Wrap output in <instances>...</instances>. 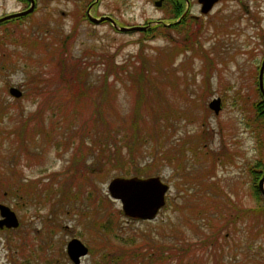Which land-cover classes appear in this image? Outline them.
Here are the masks:
<instances>
[{
  "label": "rangeland",
  "instance_id": "1",
  "mask_svg": "<svg viewBox=\"0 0 264 264\" xmlns=\"http://www.w3.org/2000/svg\"><path fill=\"white\" fill-rule=\"evenodd\" d=\"M34 2L18 23L13 15L30 0H0V18L10 16L0 20V203L19 220L0 229V264H73V237L88 248L78 264H264V201L254 187L264 126L251 107L263 102L264 0H219L189 34L207 58L183 50L163 71L183 33L149 34L174 20L172 5ZM87 13L144 28L121 32ZM218 97L215 113L208 104ZM105 140L115 153L107 158L92 147ZM132 176L168 185L155 218L130 219L109 195L114 177Z\"/></svg>",
  "mask_w": 264,
  "mask_h": 264
},
{
  "label": "water",
  "instance_id": "2",
  "mask_svg": "<svg viewBox=\"0 0 264 264\" xmlns=\"http://www.w3.org/2000/svg\"><path fill=\"white\" fill-rule=\"evenodd\" d=\"M202 3V12H207L217 0H199ZM160 0L155 2L156 6H160ZM34 0H30V6L24 11L14 14L13 16H23L30 13L34 9ZM4 16L1 19L8 18ZM90 22L99 24L103 21H109L114 29L121 32H132L141 30L143 26H118L110 16L94 17L87 13ZM263 71H264V56L261 60L258 72V85L264 102L263 88ZM9 93L14 97H19L21 91L16 87H11ZM209 108L215 113L221 109L220 98H213L209 104ZM258 190L260 191L264 201V174L258 180ZM107 190L109 195L120 201L123 214L133 220L138 219H153L158 211L165 203V194L168 190V185L163 183L158 176L148 177H114L108 184ZM19 225V220L15 212L7 205L0 203V228H15ZM67 254L70 259L78 264L80 258L87 254V246L78 238H71L66 245Z\"/></svg>",
  "mask_w": 264,
  "mask_h": 264
},
{
  "label": "trees",
  "instance_id": "3",
  "mask_svg": "<svg viewBox=\"0 0 264 264\" xmlns=\"http://www.w3.org/2000/svg\"><path fill=\"white\" fill-rule=\"evenodd\" d=\"M170 9H171V7H170ZM174 11V10H173ZM175 13H176V11H174ZM28 15H25V16H19L18 18H16L17 20H18V23L19 22H21L24 18H26ZM171 28H173V29H176V28H179V30L183 33V36L181 37L182 38V43L181 44H179L178 46H176V48H172V51H171V54H167V56H166V59L164 60V62H163V66L161 65V68H162V71L164 70V67H167L172 61H171V55H174L175 53L177 54V52H183V50H191L192 51V53L193 54H195V55H199L202 59H206L207 58V53L203 50L204 48L201 46V45H199V46H197L195 43V41L197 40V35L195 36V37H193V38H188V39H185V29L184 28H182L181 27V23H172L170 26H166V25H164L163 27L162 26H160V27H156L155 29H153V31L149 34L150 36L149 37H152V38H155L156 37V35H162V36H166V38H168L169 39V41H172V39L173 38H171V37H169V35H168V33H167V31L169 30V29H171ZM195 31V30H194ZM196 40H195V39ZM190 41V42H188L187 43V41ZM193 41V42H192ZM190 43V44H189ZM182 50V51H181ZM171 61V62H170ZM259 68V67H258ZM207 70H208V68H207ZM144 102H142V104H143ZM98 106H100V105H98ZM251 107H252V109H253V118H254V120L255 121H258V125H256V127H263L264 126V104H263V102H262V100H260V101H258V102H253V103H251ZM155 109V108H154ZM154 109H153V113H151L152 115H154V114H159V113H155V111H154ZM133 116L132 117H134V118H136L137 117V115H138V113H140V107H139V102L138 103H136V105H135V108H134V110H133ZM151 118H153V116L151 117ZM154 119V118H153ZM136 124V122L135 123H132L131 125H130V127L131 128H133L134 127V125ZM24 126V128H26L27 127V125L26 124H23ZM136 131H138V130H136ZM108 132H109V130H108ZM138 133V132H137ZM138 139H139V141H143V142H146V137H144L143 135H138ZM126 140V139H125ZM108 141H110V140H108ZM108 141L107 140H105V141H102V143H100V142H96V141H93V144H92V147L93 146H97L98 148V151H102V153H104L105 152V158H107V157H110V156H112V155H114L115 153L114 152H112L111 151V146H109V144H108ZM116 142L114 143V145H115V147H116ZM104 145V146H103ZM94 148H96V147H94ZM93 148V149H94ZM117 153V152H116ZM166 158L167 159H172L171 157H169V156H166ZM259 165V162L258 161H256L255 162V166H258ZM255 166L254 167H251V169H250V172L252 173V175H253V179L254 178H257V172H256V169H255ZM254 187H255V191L258 193V188H257V185L255 184L254 185ZM251 211H260L259 213H261L263 210L261 209V207H255V208H252V210ZM235 220V219H234ZM212 234L214 235V233L212 232ZM116 259H119V262L121 261L120 260V257H117Z\"/></svg>",
  "mask_w": 264,
  "mask_h": 264
},
{
  "label": "flooded vegetation",
  "instance_id": "4",
  "mask_svg": "<svg viewBox=\"0 0 264 264\" xmlns=\"http://www.w3.org/2000/svg\"><path fill=\"white\" fill-rule=\"evenodd\" d=\"M156 1H159V0H154V2H156ZM160 1H161L160 2V6L162 5V3H164L165 7L167 5L168 6L172 5V8L170 9V11L171 10L172 11L173 10L176 11V13L173 11V13H172L173 15L169 16L170 19H174V20H170V22L165 23L164 25L170 26L172 23H181V27L185 29V33H184L185 34V36H184L185 39L189 38V34H191L194 31V29H195V31L198 32V30L200 28H194L195 25L198 24L201 27L203 25H205L204 24L205 22L203 21V18H201L199 15L200 14H203L202 16L207 15L209 12H211V10L214 8V6L219 2V0H217V2H215L211 6V8L207 12L204 13V12H202V3L199 0H195V2H193L192 0H160ZM194 3H196L199 6V14H193L192 12H190V9H191V7L193 6ZM179 6H180L179 10L176 9ZM88 7L91 8L92 5L89 4ZM171 17H173V18H171ZM0 229H9V228L2 227ZM66 245H67V243H66ZM66 253H67V249H66ZM67 256H68V254H67ZM68 258L70 259L69 256H68ZM71 262L73 264H75L72 260H71Z\"/></svg>",
  "mask_w": 264,
  "mask_h": 264
}]
</instances>
